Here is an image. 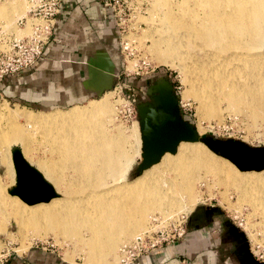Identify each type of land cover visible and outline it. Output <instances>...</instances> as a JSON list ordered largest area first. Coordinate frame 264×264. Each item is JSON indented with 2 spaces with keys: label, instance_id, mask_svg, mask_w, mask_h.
Segmentation results:
<instances>
[{
  "label": "bare ground",
  "instance_id": "1",
  "mask_svg": "<svg viewBox=\"0 0 264 264\" xmlns=\"http://www.w3.org/2000/svg\"><path fill=\"white\" fill-rule=\"evenodd\" d=\"M151 4L154 11L148 20L155 25V29L148 34L150 48L160 54L158 58L161 63L172 67L178 63L174 52H180L195 62L189 80L195 84L201 110L206 107L207 98L218 101L221 97L231 109L264 122V0H152ZM178 64L176 68L186 72L187 67ZM216 105L208 115L216 111ZM20 116L24 125L40 129L39 133L43 137L51 139V149L58 154L53 158L60 159V164L57 161L56 165L72 168L74 175L63 177L54 166L46 163L48 158L46 162L40 158L35 160L29 155L25 146L27 144L22 145L23 156L30 163L35 162V167L53 185L58 195L48 201L28 204L29 208H23L22 204L21 209L15 208V221L20 224L18 234L24 236L29 231L33 237L43 238L48 230L54 229L61 236L73 240L74 244H81L80 251L88 264H100L105 252L113 255L120 242L128 241L137 234L136 227L141 224L146 212L143 209L140 212L143 219L135 220L136 209L142 198H155L157 206L154 209L159 214L171 213L180 208L191 209L201 194H197L193 180L185 184H182V180L187 178L189 170L186 167L195 158L213 166L211 168L218 167L217 161L202 153V143H194L192 147L180 141L175 155L164 153L160 161L144 173L146 177L155 176L164 167H170L174 170L171 173L176 181L171 182L166 177L135 190V184L146 179L144 176L138 181L116 180L120 172H125L131 165L132 156L126 151V143L131 137L137 138V128L132 125L129 132L125 133L120 125L113 122L115 108L108 97L94 99L83 108L75 106L68 111L47 114L27 111L19 114L7 104L0 106V123L3 120L12 123ZM58 133L63 136L53 138ZM24 134L21 127L15 124L10 130L9 140L20 142L21 137L26 136ZM2 154L1 163L6 172L4 177L7 178L6 183H11L14 172L10 159L3 150ZM197 167L190 168L194 170ZM254 176L247 174L245 177L253 182L256 179ZM154 178L151 180L154 181ZM61 188L65 196H61ZM184 192L186 199L181 202L179 196ZM244 195L249 196L250 203L257 202L264 220V186L252 185ZM7 205L13 206L10 203ZM120 218H124V221H119ZM1 226L0 220V229ZM56 232H53L54 235Z\"/></svg>",
  "mask_w": 264,
  "mask_h": 264
},
{
  "label": "rangeland",
  "instance_id": "2",
  "mask_svg": "<svg viewBox=\"0 0 264 264\" xmlns=\"http://www.w3.org/2000/svg\"><path fill=\"white\" fill-rule=\"evenodd\" d=\"M151 1L152 0H135V2L133 3L134 4L138 3V5L141 6V10H135L133 12L128 11L129 17L127 16V18L125 19V22H124L125 25L123 26V29L119 37V40L122 39V42L124 40L128 41L126 44L127 47L123 49L121 48V44L119 42V52H120V55H121L120 57L123 63V69H124V65L127 67V70H123L124 71L123 74L120 75L119 77V81L123 80L122 81L123 83H120V84L117 83L115 84V86L110 87L109 89L101 93L100 95H97L96 97L91 98V99H99L103 96L108 97V99L110 100V104H112L115 108V118L113 119V122L116 125H120L123 132L128 133L132 125L133 126L135 125L137 128L136 129L138 133L137 138L133 139L131 137L126 143V151L132 156V161L130 163L131 165L129 164L130 166L127 170H125V172L124 171L122 173L120 172V175H119L120 177L116 181L120 182L123 179H125V181L126 180L136 181L141 176L142 177L144 176L146 178V179L144 178L145 179L144 181L145 182L148 181V183L147 182L145 183L143 180H140L141 183L137 182L135 184V186L137 185L135 187V190H139L140 188H142V185L147 186L148 184L158 182L162 179H165L166 177H168L170 181L171 180L176 181L174 180V177H172L174 176V174L171 173V172H174V170L170 167L168 168L164 167L162 171H160V173H157L156 175L154 174L156 177L150 176L153 178L155 177L154 181L151 180L153 178L150 179L149 176L146 177L147 175H145L144 173H146L154 163L160 161L164 153L175 155L178 152L177 150H178L180 141H184L183 143L184 145H189V146L191 145L192 147L194 143H202L204 146L199 145L200 149H202V153L206 157H210L211 159L213 158L212 160H214L215 162L217 161L216 165H218V167L211 168L213 166L205 164L203 160H200V158L199 159L197 158L198 161L195 158L194 160L197 161V162L193 161L195 162V166H194V163L192 162L191 165L189 164L186 167V169L189 170V172H187V178L186 177L184 178L185 181L184 179L182 180V184H185L193 180L195 187H197L196 191L198 190L197 194H201L200 198L197 201H195L191 209H183V208L181 209L180 208V209H177V211H173L171 213L170 212L160 213V215L164 217V216H167L168 214L176 215L179 212L182 213L183 216L187 215L186 222H185V231H186V224L188 221V216L197 205H210V204L217 205L219 209L222 212H224V215L227 216L228 219L233 224H235L237 228L243 231L244 235L246 236L249 249L251 250V255L256 260H259L261 264H264L263 215L260 212V206L259 205H258L259 207L257 206V202H255L254 204L250 203L249 196L244 195L246 191L250 190V187L252 185L257 184V186H260V187L264 186V167L258 170H254V169L240 170L232 162H230L227 158L211 151L200 140H193V141L179 140L174 152L164 151L160 155L157 161L143 168L140 173H137L136 164L140 160V145L141 144H140V133H139V127H138L137 115H136L134 103H136V101L138 100L141 101V99L147 100V95L144 91L145 86L148 83V80L151 77V75H154L153 72L158 69L160 71H164L167 74L168 81L172 84L173 91L175 95L177 96L178 107H179V112L181 116L193 124L199 136L210 134V135L221 137V138L237 139L250 146L264 145V122L260 121L261 120L260 118H256L254 120V118H252L248 114H245L244 112L241 113V112H237L231 109L230 107H228L227 101L225 99H222L221 97H219L218 101L213 100L211 98L210 99L207 98L206 107L202 108L201 110L199 106L200 104L196 98V91L194 88L195 84L193 82L191 83V81L189 80V78L191 77L190 75L192 74L191 67L195 63L193 60H191L190 58L186 56L184 57L183 54H182L183 57H181L182 55L180 54V52L173 53L174 54L173 56L177 58L176 59L177 62L180 63L181 66L187 67L186 72L185 71L181 72L179 68H176V66L179 65L178 63H175L176 65L174 64V67H172L168 65L167 63L164 64V62L161 63V61H159L158 56L160 54L150 48L151 39L148 36V34H151L153 32V29H155V25L154 24L152 25L151 22H149L148 20L149 16L152 15L153 14L152 12L154 11L153 9L154 7L152 6ZM3 2H5V0H1L0 5ZM18 3H20L21 5H26L25 0H18ZM2 9H6V8H1L0 11H2ZM0 20H4L5 24L11 27L15 35H21L27 32L28 27H29L28 22H27V24L25 25V28L23 30L18 31L21 28V26H18L15 23L14 10L10 8H8L5 12H2V13L0 12ZM122 84L123 86L118 87V85H122ZM124 85L126 86L124 87ZM119 88H121V94L123 93L127 95V94L132 93V95L135 97V101L132 105H128L127 101H125L124 99H120V97L117 98L116 93H117V89ZM107 91H110V92L104 94ZM88 101L89 100L84 101L83 103H80L77 105H80L78 106L79 108H83L87 104H89L87 103ZM117 103H120V104L117 105ZM121 103H126V104L122 105ZM8 104L9 105L7 106L15 113L24 114L26 112L25 109L14 106L17 104H12L11 102H8ZM214 104H218V106L216 105L217 106L216 111L208 115V113L212 111L211 108L215 109ZM21 107H24V106H21ZM70 107L72 106H69V107L66 106L58 110L68 111L71 109ZM131 109L132 111H130ZM20 117L17 118L12 123L7 120H3L0 123V138H2L0 139V203L2 204V206L0 204V220H1V225H2L1 229L3 228V230L0 229V249H2L0 252H4V251H9L10 253L14 251L21 252L24 249H26L28 245L36 244V245L42 246L44 249H47V248L53 249V251L57 254V256L60 259L71 261L77 264H88L86 262L87 259H85L84 254L82 253V251H80L81 244L75 243L77 244L75 245L73 240L71 241V239L67 238L66 236H61L58 233V231L56 232L54 231V229H52L53 231H51V229L48 230V232L46 233V236L43 238L33 237L34 236L33 233L29 231H27L28 233L26 232L24 236H22L21 234L20 235L18 234L19 229H20L19 228L20 224L18 223V221H15L16 219V216H15L16 214L14 213L15 208L16 210H18V209H21L22 207L29 208L30 206H28L27 203L19 199L16 195L10 194L7 192V188L10 187L14 183V173L12 176L13 177L12 182L6 183L7 181V178H5L6 172H5L4 166L1 163V156L3 155L2 150H3V153L8 155L12 169H13V166H12L11 157H10V148L13 146H19L21 149L23 144L24 145L27 144L25 146L28 149L29 155H31L33 159L36 160L37 158L38 159L40 158L42 160L44 159L45 161V159L48 158L46 159V161L48 162L46 161L45 162L54 166L56 169V172H58L63 177L68 178L72 176V174L74 175L72 168L67 167L65 165H61V167L59 165H56L57 161H58V164H60V159H58V157L57 159H55L58 154H56L57 152L51 149L52 147L50 146L52 142L51 139H48L47 137H43L39 133L40 129H35V127L33 129L32 127L29 128L26 125H24V120L22 117H21L22 119ZM15 124L20 126L22 131L25 133L24 135H26L25 137L23 136L21 137L20 142L18 141L11 142L9 140L11 139L10 130L12 126ZM55 128H57L58 130L61 129V127H55ZM110 131L112 132L113 130H109V132ZM62 136L63 134L58 133V134H54L53 138L56 137L57 139V138H61ZM54 152H55V155H54ZM48 154L50 155V158H51L50 160H49ZM214 158L217 160H215ZM65 162H63V164ZM218 162L219 163L221 162L222 166ZM32 164L34 165L35 162L32 161ZM197 165L198 167L194 170L193 168H190V167H196ZM223 167H225L226 169H224ZM247 174L251 176L256 175L254 176L256 177V179L252 182L250 178L245 177L247 176ZM170 177H172L173 179ZM112 183H115V182H112ZM61 192H62L60 193L62 194L61 196H65L63 189ZM65 193L69 195L67 191ZM183 194L179 196L181 197L180 198L181 202L183 201L185 202V199H186L185 198L186 193L184 192ZM142 199L143 201L140 200V204L141 202L142 203L144 202V203L141 205L139 204L137 206V209H136L137 213L135 215V218H136L135 220L137 221V219H143L142 217L144 216L145 217L142 220L143 224L141 222L142 225L140 224L139 226L136 227L138 229V230L136 229L137 234L141 233L147 227H149L150 218L153 214H159L154 209L157 206V200L155 198L152 197V198H149L148 200L147 199L145 200L144 198ZM13 201L15 202L14 204H13ZM9 203L12 204L13 206H10V205L8 206L7 204ZM20 204H22L23 206ZM143 209H145L144 211H146L144 213V216L140 214V212L142 213ZM5 210H7V212ZM172 210H175V209H172ZM124 218H120L119 221L122 220L123 222ZM239 222H241L242 224L240 225ZM162 223L163 222L161 221H159L158 223L154 222L153 226L158 227V226H161ZM53 232H56L55 235ZM120 245H121V242L116 247L117 251L116 253L113 254L114 256L112 255L111 252H108V251L107 253L103 252L104 260L100 264L102 263L103 264H118V258H119L118 248ZM108 253L110 254L108 255ZM185 260L187 261V259ZM181 262L186 264V262L184 261H180L179 264H182Z\"/></svg>",
  "mask_w": 264,
  "mask_h": 264
},
{
  "label": "crops",
  "instance_id": "3",
  "mask_svg": "<svg viewBox=\"0 0 264 264\" xmlns=\"http://www.w3.org/2000/svg\"><path fill=\"white\" fill-rule=\"evenodd\" d=\"M1 8H6L1 13L13 9L15 20L25 12L26 5L5 0ZM24 28L25 24L18 31ZM120 56L119 31L108 5L101 0H62L38 57L27 67L0 79V106L11 102L27 112L47 114L66 106H80L77 104L87 100L89 103L94 100L91 98L123 83L119 81L124 72ZM153 74L150 78H167L159 69ZM205 218V210H199L194 219L187 221L183 237L127 264H217V218L212 217L209 223H205ZM3 264L77 263L60 259L51 248L30 244L21 252L10 253Z\"/></svg>",
  "mask_w": 264,
  "mask_h": 264
},
{
  "label": "water",
  "instance_id": "4",
  "mask_svg": "<svg viewBox=\"0 0 264 264\" xmlns=\"http://www.w3.org/2000/svg\"><path fill=\"white\" fill-rule=\"evenodd\" d=\"M144 91L147 100L141 99L135 103L141 144L137 173L157 161L164 151L174 152L179 140H200L240 170L264 167V145L250 146L237 139L210 134L199 136L193 124L181 116L177 96L167 78H150ZM10 157L14 183L7 188L8 193L16 195L27 204L48 201L58 195L53 185L23 156L19 146L10 148ZM213 208L221 211L217 205ZM237 229L245 237L243 231Z\"/></svg>",
  "mask_w": 264,
  "mask_h": 264
},
{
  "label": "built area",
  "instance_id": "5",
  "mask_svg": "<svg viewBox=\"0 0 264 264\" xmlns=\"http://www.w3.org/2000/svg\"><path fill=\"white\" fill-rule=\"evenodd\" d=\"M25 1V14L15 19V23L18 26H22L28 20L29 27L27 32L21 35H15L11 27L4 25V21H0V79L6 74L27 67L38 57L42 45L47 41L51 33L55 16L59 12L62 2V0ZM101 1L112 10L119 31V37L125 25V19L127 16L129 17V12L141 10V6L138 3H133L135 0ZM119 42L122 49L127 47L126 44L128 41L124 40L122 42V39H120ZM123 70H127L125 65ZM121 86L123 84L118 85V87ZM116 96L127 101L128 105H132L135 101L132 93L127 95L121 94V88L117 89ZM121 104L124 105L126 103ZM186 217L187 215L183 216L180 212L176 215L170 214L164 217L160 214H153L150 218V226L148 229L136 234L130 240L121 243L118 248V264H127L143 253L152 251L164 244L172 243L183 236L185 233ZM159 221L164 224L162 223L161 226L154 227V222L158 223ZM9 254V251L0 252V264L4 263Z\"/></svg>",
  "mask_w": 264,
  "mask_h": 264
},
{
  "label": "flooded vegetation",
  "instance_id": "6",
  "mask_svg": "<svg viewBox=\"0 0 264 264\" xmlns=\"http://www.w3.org/2000/svg\"><path fill=\"white\" fill-rule=\"evenodd\" d=\"M213 206L197 205L189 214L188 221L194 219L201 209L206 212L205 223H209L212 217H217L215 232L217 264H261L251 255L246 236L242 237L236 225L224 215V212L215 210Z\"/></svg>",
  "mask_w": 264,
  "mask_h": 264
}]
</instances>
